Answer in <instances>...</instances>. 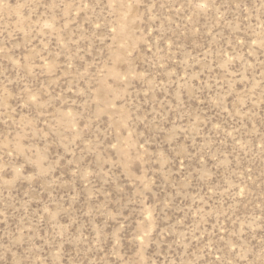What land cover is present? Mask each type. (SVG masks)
Returning <instances> with one entry per match:
<instances>
[{
  "label": "rangeland",
  "instance_id": "1",
  "mask_svg": "<svg viewBox=\"0 0 264 264\" xmlns=\"http://www.w3.org/2000/svg\"><path fill=\"white\" fill-rule=\"evenodd\" d=\"M0 264H264V0H0Z\"/></svg>",
  "mask_w": 264,
  "mask_h": 264
}]
</instances>
